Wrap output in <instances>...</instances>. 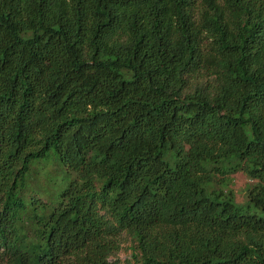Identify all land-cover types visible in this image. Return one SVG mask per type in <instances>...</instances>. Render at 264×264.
Wrapping results in <instances>:
<instances>
[{
  "label": "trees",
  "instance_id": "trees-1",
  "mask_svg": "<svg viewBox=\"0 0 264 264\" xmlns=\"http://www.w3.org/2000/svg\"><path fill=\"white\" fill-rule=\"evenodd\" d=\"M126 242L264 264V0H0V264Z\"/></svg>",
  "mask_w": 264,
  "mask_h": 264
},
{
  "label": "rangeland",
  "instance_id": "rangeland-1",
  "mask_svg": "<svg viewBox=\"0 0 264 264\" xmlns=\"http://www.w3.org/2000/svg\"><path fill=\"white\" fill-rule=\"evenodd\" d=\"M47 166V167H46ZM45 168H41L39 170V174L37 175V178L40 182H45L47 176L46 173L49 171L50 167L46 165ZM233 181L231 184L232 189L235 192L236 200L241 202L245 199V187L247 183L249 182V179L241 172H237L234 175H232ZM128 242L123 244V247L119 252L113 257V260H115L116 264H128V258H129V248H128Z\"/></svg>",
  "mask_w": 264,
  "mask_h": 264
}]
</instances>
